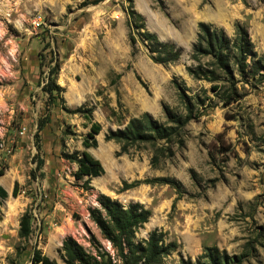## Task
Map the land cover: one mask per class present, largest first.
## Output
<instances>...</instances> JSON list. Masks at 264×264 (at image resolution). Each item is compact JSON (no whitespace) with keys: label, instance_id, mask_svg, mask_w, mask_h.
Here are the masks:
<instances>
[{"label":"rangeland","instance_id":"1","mask_svg":"<svg viewBox=\"0 0 264 264\" xmlns=\"http://www.w3.org/2000/svg\"><path fill=\"white\" fill-rule=\"evenodd\" d=\"M130 7L147 32L179 51L177 62L150 60ZM200 23L231 40L236 26L244 28L264 67V0H0V186L7 193L0 264H31L34 249L63 264L62 242L72 238L88 250L90 234L109 249L88 218L98 195L149 211L134 237L163 234L174 245L163 264L195 262L205 248L264 264V75L242 82L235 74L232 84L222 75L212 83L191 77L188 68H214L210 58L191 60ZM55 65L61 92L48 94ZM178 87L198 113L182 145L156 168L148 144L116 156L120 145L104 141L109 130L144 113L166 125L163 108L186 114ZM80 107L100 125L87 152L104 173L76 180L77 167L64 156L84 151L90 124L72 113ZM154 179L165 182L122 191L123 182ZM25 212L31 232L21 241Z\"/></svg>","mask_w":264,"mask_h":264},{"label":"trees","instance_id":"2","mask_svg":"<svg viewBox=\"0 0 264 264\" xmlns=\"http://www.w3.org/2000/svg\"><path fill=\"white\" fill-rule=\"evenodd\" d=\"M128 16L133 22V24L131 22L132 29L135 31L142 30L137 36L141 42H147L149 58L153 63L167 66L177 62L179 51L171 44L160 41L155 34L147 32L142 16L136 13L132 7L128 11ZM137 22L139 23L138 26L136 25ZM198 31L197 41L192 46L191 60L198 62L200 58H210L214 68L211 71L203 70L200 66L194 69L188 68L187 73L191 77L212 83L219 79V75H222L232 84L235 80V74L242 82H249L264 75L263 57L257 58L244 28L236 26L233 40L229 39L222 29H213L203 23L198 25ZM56 72L57 65L49 71V81L45 87L48 94L53 91L61 92V89L54 83L53 77ZM178 90V97L185 106V115H178L168 108H163L166 125L158 124L148 114L144 113L139 118L129 120L122 129L107 132L104 141L115 142L120 145V150L116 156L127 155L132 148H139L146 144L153 148V154L150 158L152 168H156L162 159L172 156V147H180L183 143L184 127L190 121L197 119L198 116V113H194L190 99L185 95V90L181 88ZM197 98L198 96H194L191 100ZM72 113L85 118L90 124V129L81 141L84 151L81 154L75 153L64 157L76 165L77 170L73 175L76 180L84 177H100L104 173L103 167L98 160L87 152L88 149L96 148L95 136L100 132V125L92 121L89 110L80 107L73 110ZM40 128L41 126L38 130ZM3 170H0V176L3 174ZM164 180L134 181L129 184L123 182L122 191L136 188L141 184L165 182ZM6 198L7 193L0 186V205ZM95 202L96 207L87 210L88 218L109 249L102 247L91 234L88 241L90 249L88 250L74 239L66 238L60 249V258L63 264H163V259L174 248L172 244H164L163 234L154 231L148 235L146 240L139 242L134 237L135 231L147 223L150 216L149 211L137 203L124 207L104 195H98ZM30 232L31 216L25 212L19 220V239L25 241ZM21 250L23 249H17L18 256L21 254ZM242 262V256L229 257L217 248H205L195 262L190 259H180L179 264H242ZM31 264L56 263L43 256L39 250L34 249Z\"/></svg>","mask_w":264,"mask_h":264}]
</instances>
